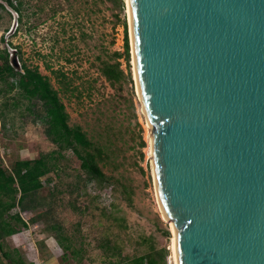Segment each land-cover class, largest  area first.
<instances>
[{
	"label": "water",
	"instance_id": "water-1",
	"mask_svg": "<svg viewBox=\"0 0 264 264\" xmlns=\"http://www.w3.org/2000/svg\"><path fill=\"white\" fill-rule=\"evenodd\" d=\"M129 3L178 264H264V0Z\"/></svg>",
	"mask_w": 264,
	"mask_h": 264
},
{
	"label": "rangeland",
	"instance_id": "rangeland-1",
	"mask_svg": "<svg viewBox=\"0 0 264 264\" xmlns=\"http://www.w3.org/2000/svg\"><path fill=\"white\" fill-rule=\"evenodd\" d=\"M12 1L22 2L21 11L4 2L0 50H8L17 69L26 63L50 76L61 90L70 124L81 125L92 140L113 151L109 160L99 162L103 179L92 178L71 151L64 152L58 167L42 178L44 187L11 211L27 225L20 234L2 238L0 264H12L4 251L35 264H117L160 250L167 252V264H175L174 234L158 201L147 121L134 78L126 0L122 9L105 0ZM124 22L133 81L112 87L99 71V58L110 60L115 51L124 52ZM120 60L127 71L124 58ZM49 68L67 76L70 90L61 89ZM28 106L0 81V113L6 118L5 126L0 119V166L7 170L17 160L57 149L45 134L39 104L31 110ZM60 236L70 240L68 252ZM105 246L114 249L106 251Z\"/></svg>",
	"mask_w": 264,
	"mask_h": 264
},
{
	"label": "trees",
	"instance_id": "trees-1",
	"mask_svg": "<svg viewBox=\"0 0 264 264\" xmlns=\"http://www.w3.org/2000/svg\"><path fill=\"white\" fill-rule=\"evenodd\" d=\"M112 2L114 8H124L123 0H105ZM7 2L15 11H21L22 2L14 3L12 0H0V11L5 10ZM125 28L124 52L115 51L110 60L101 61L99 71L112 87L124 82H132L130 70V41L128 38L127 23ZM121 58L127 64V71L122 68ZM0 81L7 85L8 91H17L21 98L28 101L29 105L39 104V118L45 123L47 138L56 145L57 149L49 154L40 155L38 158L17 160L10 170L0 166V241L3 237L20 234L26 223L18 213H11L18 204L24 205V201L30 194H34L44 187L42 178L58 167L59 160L64 152L71 151L80 161V167L92 178L103 179L105 174L100 167V161L109 160V146L101 141H94L81 125L70 124V114L63 102L61 90L54 87L50 76L43 74L38 66H29L21 63L20 69L12 64L10 53L7 49L0 50ZM64 92L70 90L71 84L67 76L61 70H52ZM19 104V100L15 102ZM28 106L29 110H31ZM3 126L6 125L4 112L0 113ZM146 142L141 138L140 146ZM18 194L20 196L18 197ZM168 234V232H166ZM59 243L65 251L71 249L70 240L60 236ZM106 251L114 248L105 246ZM0 249L3 244L0 242ZM165 250L151 251L150 253L126 257L117 264H167ZM12 264H35L27 262L21 256L13 257L9 252H3Z\"/></svg>",
	"mask_w": 264,
	"mask_h": 264
},
{
	"label": "bare ground",
	"instance_id": "bare-ground-1",
	"mask_svg": "<svg viewBox=\"0 0 264 264\" xmlns=\"http://www.w3.org/2000/svg\"><path fill=\"white\" fill-rule=\"evenodd\" d=\"M126 2H127V6H128L129 23H130V26H131L130 3H129V0H126ZM132 53H133V50H132ZM133 64H134V78H135L136 83H137L136 64H135L134 53H133ZM137 90H138V93H139L138 85H137ZM147 134H148V137H149V141H148L149 142L148 151H149V155L152 157V155H153V152H152V147H153L152 146V132H151V127L148 124V122H147ZM153 173H154V169H153ZM158 201H159V199H158ZM159 203H160V201H159ZM160 208H161L163 217L166 219L165 214H164V212L162 210L161 204H160ZM171 226H172V231H173V234H174V237H173L174 261H175V264H178L177 256H176V233H175V229L173 227V223L172 222H171Z\"/></svg>",
	"mask_w": 264,
	"mask_h": 264
},
{
	"label": "built area",
	"instance_id": "built-area-1",
	"mask_svg": "<svg viewBox=\"0 0 264 264\" xmlns=\"http://www.w3.org/2000/svg\"><path fill=\"white\" fill-rule=\"evenodd\" d=\"M26 223H27V221H26Z\"/></svg>",
	"mask_w": 264,
	"mask_h": 264
},
{
	"label": "crops",
	"instance_id": "crops-1",
	"mask_svg": "<svg viewBox=\"0 0 264 264\" xmlns=\"http://www.w3.org/2000/svg\"><path fill=\"white\" fill-rule=\"evenodd\" d=\"M3 158V157H2Z\"/></svg>",
	"mask_w": 264,
	"mask_h": 264
}]
</instances>
